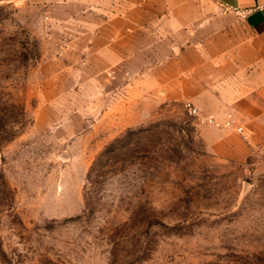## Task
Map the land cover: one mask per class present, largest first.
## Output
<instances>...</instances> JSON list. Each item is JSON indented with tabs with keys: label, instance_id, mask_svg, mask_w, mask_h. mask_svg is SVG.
<instances>
[{
	"label": "rangeland",
	"instance_id": "374dc122",
	"mask_svg": "<svg viewBox=\"0 0 264 264\" xmlns=\"http://www.w3.org/2000/svg\"><path fill=\"white\" fill-rule=\"evenodd\" d=\"M84 16L0 0V264H264V98L227 81L202 120Z\"/></svg>",
	"mask_w": 264,
	"mask_h": 264
},
{
	"label": "crops",
	"instance_id": "0c3cea01",
	"mask_svg": "<svg viewBox=\"0 0 264 264\" xmlns=\"http://www.w3.org/2000/svg\"><path fill=\"white\" fill-rule=\"evenodd\" d=\"M83 6L79 33L93 61H150L160 98L191 101L214 117L223 115L227 81L240 82V94L264 98V0H83Z\"/></svg>",
	"mask_w": 264,
	"mask_h": 264
},
{
	"label": "built area",
	"instance_id": "2783aa9c",
	"mask_svg": "<svg viewBox=\"0 0 264 264\" xmlns=\"http://www.w3.org/2000/svg\"><path fill=\"white\" fill-rule=\"evenodd\" d=\"M186 107L188 108V110H189V112L191 114L200 117L202 120H207L209 122H214L215 121V117H213V116H202L201 113H200V111H199V109L195 105H193L192 103H190V102H188L186 104ZM236 129L238 131H243V126L239 125V126L236 127Z\"/></svg>",
	"mask_w": 264,
	"mask_h": 264
}]
</instances>
